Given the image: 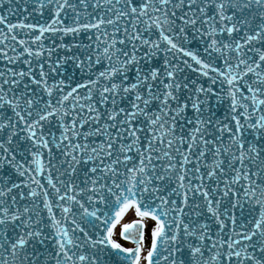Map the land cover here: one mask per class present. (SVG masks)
<instances>
[{"label":"snow or ice","instance_id":"snow-or-ice-1","mask_svg":"<svg viewBox=\"0 0 264 264\" xmlns=\"http://www.w3.org/2000/svg\"><path fill=\"white\" fill-rule=\"evenodd\" d=\"M0 264H264V0H0Z\"/></svg>","mask_w":264,"mask_h":264}]
</instances>
